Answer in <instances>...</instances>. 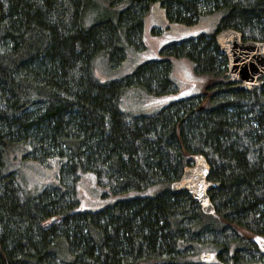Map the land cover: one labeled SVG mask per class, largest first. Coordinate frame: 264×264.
<instances>
[{
    "label": "trees",
    "instance_id": "16d2710c",
    "mask_svg": "<svg viewBox=\"0 0 264 264\" xmlns=\"http://www.w3.org/2000/svg\"><path fill=\"white\" fill-rule=\"evenodd\" d=\"M152 1L0 0V264H206L205 253L213 264H264V87H232L214 39L232 27L264 40V0H162L170 22L194 24L205 8L220 24L167 45L168 62L100 81L95 61L124 54ZM178 56L206 76L201 93L149 115L122 109L139 85L171 92ZM197 152L221 183L212 214L171 191ZM39 168L28 188L25 169ZM88 190L107 203L90 207ZM217 235L226 241H200Z\"/></svg>",
    "mask_w": 264,
    "mask_h": 264
},
{
    "label": "rangeland",
    "instance_id": "374dc122",
    "mask_svg": "<svg viewBox=\"0 0 264 264\" xmlns=\"http://www.w3.org/2000/svg\"><path fill=\"white\" fill-rule=\"evenodd\" d=\"M162 0H154L148 5L143 7V14L145 19V25L143 26V31L138 35L130 38L131 45L125 49L124 54L121 52L110 56L109 54L101 56L95 61L94 64V75L102 82L111 81L115 79H122L124 76H127L133 73L136 68L142 63L160 59L164 60V56L171 55L169 49L165 47L169 44H172L182 39L198 36L200 33H213L219 26L222 16L219 13H210L208 9H201L202 17L197 19L194 24H186L179 22H170L167 19V14L165 7L161 4ZM194 61H190L187 57L178 56L173 59L171 62V79L173 84L171 86V92H168L163 95L154 94L158 92L156 83L150 84V91L146 85H139L134 90H130L129 95H125V98L122 101V109L126 112H129L133 115L146 114L149 115L152 113V107L154 105H165L166 103L178 100L179 98L188 97L191 95H197L201 93L204 87V76L199 75V73L194 68ZM138 85V84H137ZM153 93V94H150ZM146 98L150 99L146 102ZM22 154L17 153V157L22 161ZM31 168L37 169L38 164L33 163L29 164ZM58 165L52 169L54 175H56ZM27 172H24L23 175L26 179V184L28 188L34 189L35 184L38 180H41L40 168L38 172L25 169ZM46 180L41 181L40 183L45 182ZM101 185L109 183L106 179H101ZM71 184V183H70ZM110 185L113 186V183L110 182ZM85 192L86 187L84 186ZM105 194L103 190H98L96 193L88 190L86 201L90 207H96L99 209L103 207L107 200L102 196ZM103 203V205L101 204ZM203 236V235H202ZM216 237V241L221 242L226 241V239L218 238L219 236H205L200 239V241H213V238ZM264 251V246H263ZM246 255V254H245ZM260 259L261 255L254 252L253 256L247 255V260L253 258ZM215 261V259H213ZM217 261H222L218 260ZM206 260L205 263H214Z\"/></svg>",
    "mask_w": 264,
    "mask_h": 264
},
{
    "label": "water",
    "instance_id": "95a60500",
    "mask_svg": "<svg viewBox=\"0 0 264 264\" xmlns=\"http://www.w3.org/2000/svg\"><path fill=\"white\" fill-rule=\"evenodd\" d=\"M1 19L0 5V22ZM214 39L227 57L226 75L232 87L249 92L264 87V40L244 39L243 32L232 27L217 29ZM190 160L191 164L185 166L180 178L172 183L171 191L187 193L205 214H212L216 212V205L210 192L221 183L211 178L212 166L205 153H193ZM55 220L53 217L47 223ZM211 258V253L201 255L202 260Z\"/></svg>",
    "mask_w": 264,
    "mask_h": 264
}]
</instances>
